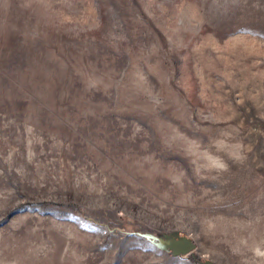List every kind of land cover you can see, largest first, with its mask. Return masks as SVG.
Listing matches in <instances>:
<instances>
[{
  "label": "rangeland",
  "instance_id": "374dc122",
  "mask_svg": "<svg viewBox=\"0 0 264 264\" xmlns=\"http://www.w3.org/2000/svg\"><path fill=\"white\" fill-rule=\"evenodd\" d=\"M206 258L264 264V0H0V264Z\"/></svg>",
  "mask_w": 264,
  "mask_h": 264
},
{
  "label": "water",
  "instance_id": "95a60500",
  "mask_svg": "<svg viewBox=\"0 0 264 264\" xmlns=\"http://www.w3.org/2000/svg\"><path fill=\"white\" fill-rule=\"evenodd\" d=\"M143 235L152 240L156 246L168 250L170 253H187L195 247V242H193L189 237L184 234H179L174 232L171 235L161 236L155 235L150 232H144ZM201 264H213L210 259L206 258Z\"/></svg>",
  "mask_w": 264,
  "mask_h": 264
}]
</instances>
